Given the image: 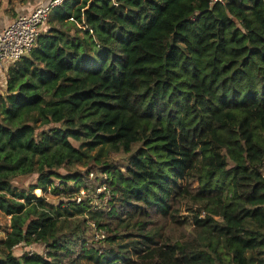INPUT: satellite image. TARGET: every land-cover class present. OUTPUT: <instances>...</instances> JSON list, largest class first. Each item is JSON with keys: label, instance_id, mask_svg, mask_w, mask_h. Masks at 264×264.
Here are the masks:
<instances>
[{"label": "trees", "instance_id": "16d2710c", "mask_svg": "<svg viewBox=\"0 0 264 264\" xmlns=\"http://www.w3.org/2000/svg\"><path fill=\"white\" fill-rule=\"evenodd\" d=\"M210 3L51 10L0 97V264H264V0ZM103 185L105 211L76 203Z\"/></svg>", "mask_w": 264, "mask_h": 264}, {"label": "built area", "instance_id": "2783aa9c", "mask_svg": "<svg viewBox=\"0 0 264 264\" xmlns=\"http://www.w3.org/2000/svg\"><path fill=\"white\" fill-rule=\"evenodd\" d=\"M63 0H57L48 6L38 8L34 13L29 16H22L16 19L9 27L5 28L0 34V67L4 65L12 66L23 58L28 57L33 50L37 47V44L45 32V28L49 23V15L51 10L62 3ZM225 0H211V6L217 4H223ZM12 64V65H11ZM93 178V175H91ZM108 177L105 178V181ZM42 193L41 191H37ZM102 193L106 197L104 208L96 207V198L104 196L99 195ZM93 195V197H92ZM43 197V193L42 196ZM40 198V197H39ZM86 199L91 201L95 210L105 211L108 208V203L111 200V193L107 186L103 185L99 187L95 192L88 193L86 190H82L76 195L75 200L77 204H81ZM91 230L96 240L104 242L106 240L105 232L100 229L95 223L88 222V231ZM102 254L103 249H98ZM30 255H33L30 254Z\"/></svg>", "mask_w": 264, "mask_h": 264}, {"label": "rangeland", "instance_id": "374dc122", "mask_svg": "<svg viewBox=\"0 0 264 264\" xmlns=\"http://www.w3.org/2000/svg\"><path fill=\"white\" fill-rule=\"evenodd\" d=\"M49 28V25L45 28V31ZM12 65V64H11ZM15 65V64H14ZM13 66V65H12ZM10 66L8 65H4L2 66V68L0 67V97L4 94L5 91V79L3 78L2 74H4L5 76L7 75V71L9 69ZM1 100V99H0ZM137 150V147H134L133 149V153L131 155H134L135 151ZM128 158L129 156H124V155H118L115 156L113 159H111V162L115 163L117 166H126L127 162H128ZM63 175H66L65 172H63ZM37 180V176H33L31 178L28 179H20L18 181L15 182L16 187H18L19 191H28L30 185H33ZM58 185V184H57ZM35 194L37 195V197H41L42 193L40 192H35ZM101 196L102 193H98ZM93 197V195H92ZM47 201H46V207L47 209H54L55 207H58V205L60 204V201L58 197L55 196H47ZM95 201L96 207H102L104 208L105 206V202H106V197H100V198H96L95 197ZM186 213L184 211V208L182 209L181 212V217H185ZM10 230V218H7L6 216H4L1 212H0V244L3 242V240L7 237L8 233ZM87 238L88 241L90 243H95L96 247L98 249H103V251L105 249L108 248V246L106 245V240L104 242H100L98 240H96V238L93 236L91 230L89 229V231H87ZM107 238V235H106ZM24 253H29V254H40L43 255L45 253V246L44 245H35V246H31V247H25L24 245L18 246L13 250V254L16 257H21ZM82 264H92L88 261H82Z\"/></svg>", "mask_w": 264, "mask_h": 264}, {"label": "crops", "instance_id": "0c3cea01", "mask_svg": "<svg viewBox=\"0 0 264 264\" xmlns=\"http://www.w3.org/2000/svg\"><path fill=\"white\" fill-rule=\"evenodd\" d=\"M53 0H0V34L16 19L29 16L38 8L48 6ZM6 82V76L2 74Z\"/></svg>", "mask_w": 264, "mask_h": 264}]
</instances>
